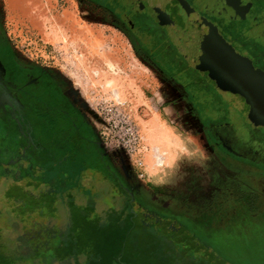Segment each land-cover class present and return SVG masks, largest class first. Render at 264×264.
Segmentation results:
<instances>
[{
	"label": "rangeland",
	"instance_id": "obj_1",
	"mask_svg": "<svg viewBox=\"0 0 264 264\" xmlns=\"http://www.w3.org/2000/svg\"><path fill=\"white\" fill-rule=\"evenodd\" d=\"M25 1L0 0L3 36L25 60L51 74L90 124L146 229L123 225L127 213L120 229L112 227L115 210L130 205L114 183L98 180L101 174L73 171L66 187L59 176L7 148L0 158V264H185L175 258L182 246L166 245L162 215L186 225L229 263L264 264V171L218 152L193 103L105 6L92 0ZM157 7L182 8L179 0H157ZM181 16L173 18L177 36L183 33ZM198 16L195 11L193 30L200 32ZM157 148L156 165H166L147 172L144 163L153 164ZM170 174L175 184L162 180ZM207 188L211 194L192 198V191ZM164 198L190 215L161 213ZM79 215L101 230L91 241L81 237ZM67 244L74 254L62 259L59 249ZM202 254H195L198 261Z\"/></svg>",
	"mask_w": 264,
	"mask_h": 264
},
{
	"label": "flooded vegetation",
	"instance_id": "obj_2",
	"mask_svg": "<svg viewBox=\"0 0 264 264\" xmlns=\"http://www.w3.org/2000/svg\"><path fill=\"white\" fill-rule=\"evenodd\" d=\"M92 1L119 18L138 46L170 74L202 116L205 136L218 152L264 171V123L257 115L258 95L264 100V0H179L182 8H158L157 0ZM195 11L200 32L193 30ZM175 13L182 15L180 36L173 30ZM217 44L233 51L245 69L238 72L227 63L215 52ZM17 50L0 30L5 80L15 85L14 99L21 104L12 101L0 109V152L7 147L13 156L24 154L34 168L59 176L61 185L71 172L87 168L101 174L104 184L116 179L127 189L72 100L44 67ZM87 180L93 183L94 177Z\"/></svg>",
	"mask_w": 264,
	"mask_h": 264
},
{
	"label": "trees",
	"instance_id": "obj_3",
	"mask_svg": "<svg viewBox=\"0 0 264 264\" xmlns=\"http://www.w3.org/2000/svg\"><path fill=\"white\" fill-rule=\"evenodd\" d=\"M5 149H7V147H5V148L2 147L1 152H0L1 157L3 156V153L5 152ZM0 164L3 165L4 163H2V161H0ZM112 179L114 180V176ZM98 180L100 182H102L103 179L101 180L100 178H98ZM114 184L117 188L121 189L122 195H124L126 197L128 196V202H129L128 205H130V206L125 207L124 210L123 211L121 210L120 212L115 210V214L118 215V219H117L116 223H114L112 225V227L115 226V227L119 228V223L122 222L120 218L125 213H127V218L123 221V225L126 222L127 223L126 226H130L129 230H131V231L134 227L136 228L137 226H140V228L146 229V227L144 226L143 219H141L140 221L136 220V218L139 219V216L137 215V213L132 211V205L130 202L132 199V196L130 195L129 191L127 189H125V187H123L120 183H117L116 179L114 180ZM62 185L68 187L66 183H64ZM107 186H109V185L107 184ZM126 206H127V204H126ZM162 216H163L165 222L162 226L161 231L163 233V236L165 238H167L166 239V245H167L168 249L173 250V247L175 246V242H178L179 243L178 246L180 245V246H182L181 248H183L182 254L180 256L179 255L175 256L176 260H177V257H181L182 260L186 261L185 264H232V263H229V260H227L226 258L221 256L219 254V252L217 250H215L211 245L207 244L206 242H203L200 239V237L197 236V234L195 232H193L191 230L190 231L187 230L188 227L186 225L180 224L177 220H175L173 218H170V217H167L164 215H162ZM79 218H81L80 219L81 223H79L81 237L84 236L86 238H90L89 241H91V239L95 238V236L98 235V233H96V231H101V230L99 228L95 227L93 222L88 223L85 220L87 218L86 216L81 215ZM76 223H75V225H76ZM174 223H175V225H174ZM172 226L178 227V229H173ZM103 230H105V229H103ZM154 233H156V232H154ZM158 236H159V234H157V235L154 234L151 238L154 241V243H156V245L159 242ZM74 250L75 249L73 248V246H70V244H67L66 246L64 245V246H62V248L59 249V256L62 259L70 258L74 254ZM202 252H203V254H202ZM167 253H168V255H170V258H171L173 254H171L170 251H167ZM193 253L202 254L203 255V259H201L202 261H198V259H196L197 255H195ZM173 261H175V259H173ZM3 263H4V260L1 261V264H3ZM171 264H174V263L172 262Z\"/></svg>",
	"mask_w": 264,
	"mask_h": 264
},
{
	"label": "water",
	"instance_id": "obj_4",
	"mask_svg": "<svg viewBox=\"0 0 264 264\" xmlns=\"http://www.w3.org/2000/svg\"><path fill=\"white\" fill-rule=\"evenodd\" d=\"M204 33L207 32V26L203 25ZM216 53H222L225 55V61L229 63L230 61L234 63L233 68L237 69L238 72L243 71L245 69V63L238 58L233 51L229 50L225 52L221 45H216ZM5 68L0 62V109L5 108L7 105H12V101L14 104L21 107L18 99H14V94L17 92V89L13 83H10L5 80ZM258 119L264 123V100L262 96L258 95Z\"/></svg>",
	"mask_w": 264,
	"mask_h": 264
},
{
	"label": "crops",
	"instance_id": "obj_5",
	"mask_svg": "<svg viewBox=\"0 0 264 264\" xmlns=\"http://www.w3.org/2000/svg\"><path fill=\"white\" fill-rule=\"evenodd\" d=\"M176 136V135H175ZM177 138L179 139V137L177 136ZM159 153H161L160 152V150H158V148H157V151H156V153L154 154V155H152V162H153V164H147L146 163V161H145V163H144V167H145V170L147 171V172H154V169L156 168V167H164V165H166L165 163L164 164H162L161 166H157L156 165V163H157V160H158V158H159ZM165 172L166 171H164L163 173L165 174ZM162 173V174H163ZM27 174H29L28 173V171H27ZM162 174H157V176H159V175H162ZM175 176V175H174ZM174 176H171V174H170V177H168V178H166V179H162V178H160V180L162 179V180H164L165 182H173L174 184H175V182H177V178H175ZM173 183H171V186H174V184ZM192 189H194V188H192ZM207 193V194H206ZM209 194H211V190L210 189H208L207 188V191L206 192H204L203 191V189H202V191H200V192H195V191H192L191 192V196H192V198L193 199H198V197L199 196H204V195H209ZM163 198V197H162ZM159 205H166L165 207L166 208H163V209H165V210H163L161 213H163V214H168V213H170V215L172 214V215H176L177 217H179L180 215L181 216H184V217H187L188 215H190L189 214V212L191 211L190 209H188V208H186L185 209V207H183L182 205H180L179 203H177V202H174V203H171V204H167V201L165 200V198H164V200H162V201H159ZM234 205H236V204H234ZM254 210H257V211H259V208H258V205H257V207L255 208V209H253V211ZM254 215H257V214H254ZM173 217H175V216H173ZM235 264V263H234Z\"/></svg>",
	"mask_w": 264,
	"mask_h": 264
},
{
	"label": "bare ground",
	"instance_id": "obj_6",
	"mask_svg": "<svg viewBox=\"0 0 264 264\" xmlns=\"http://www.w3.org/2000/svg\"><path fill=\"white\" fill-rule=\"evenodd\" d=\"M26 2H27V3H28V2H31V0H26L25 3H26ZM61 34H63V33H61ZM61 38H62V36H61Z\"/></svg>",
	"mask_w": 264,
	"mask_h": 264
},
{
	"label": "built area",
	"instance_id": "obj_7",
	"mask_svg": "<svg viewBox=\"0 0 264 264\" xmlns=\"http://www.w3.org/2000/svg\"><path fill=\"white\" fill-rule=\"evenodd\" d=\"M142 177H144V175H142Z\"/></svg>",
	"mask_w": 264,
	"mask_h": 264
}]
</instances>
